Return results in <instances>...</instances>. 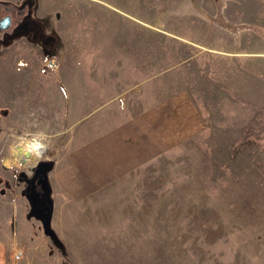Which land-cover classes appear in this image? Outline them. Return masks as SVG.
Listing matches in <instances>:
<instances>
[{"label": "rangeland", "instance_id": "obj_1", "mask_svg": "<svg viewBox=\"0 0 264 264\" xmlns=\"http://www.w3.org/2000/svg\"><path fill=\"white\" fill-rule=\"evenodd\" d=\"M5 15L0 264H264V0H0ZM25 56L46 68L27 129ZM25 134L44 149L21 163Z\"/></svg>", "mask_w": 264, "mask_h": 264}, {"label": "crops", "instance_id": "obj_2", "mask_svg": "<svg viewBox=\"0 0 264 264\" xmlns=\"http://www.w3.org/2000/svg\"><path fill=\"white\" fill-rule=\"evenodd\" d=\"M24 38H25L24 36L18 37L9 46L5 47L2 50H5L6 48H11L12 53H10V55L12 54V55L19 56L22 53L20 45L24 44V40L26 39V38L25 39ZM17 42H19V45L18 46H16ZM28 42L30 44L34 45V46H37L38 49L39 48L42 49V46L40 44H38L37 42L30 41V40ZM25 46H27V45H25ZM25 57H26V60L24 58L22 64H20V65H22V67H23L25 65V62H26V66L23 67V70L22 71L21 70L18 71L17 69H15V71L17 70L16 71L17 74H16V72H14L13 75H11L12 78H11L10 81H15L14 82L15 84L13 85V87H14L13 90H15L17 88L16 93L19 94V98H21V100L17 103L16 107H17V110L19 112H21V113L24 112L23 115H24L25 122H24V124H22L21 122H19V123L24 127V129H27L31 125V123H32L31 118H33V119L43 118V116H42L41 113H40L41 116H38V117L35 118V113L34 112L32 113V115H30L31 112L28 110L30 108L23 107V105L25 106L28 103H31V104H29V107H31V108L33 107L32 106V102H34V101H27V100L29 98V95H31V93H33V90H32V88H33V86H32L33 81L32 80H38L40 78V75L38 73L35 74V72H34L33 69H37V72H38V71H41L42 69H46V68L42 67L43 66V63H41V60L40 59L29 60L28 59V56H25ZM1 60H2L3 64H6L8 60H9V62H11L12 60H14L12 62H18L19 59H17L16 57L15 58H9V59L8 58L7 59L6 58H3L2 59L0 57V61ZM18 66L19 65L16 63L15 64V67L18 68ZM56 79H57V76H56ZM50 81L51 82L52 81L53 82H56L55 78L52 77V75H51V80ZM115 96H117V95H115ZM112 98H113V95H112ZM64 100H65V98H64ZM63 103L65 104L64 101H62V103H60V110H59V108H57V111L56 112H53L55 118H57V120H58V123L65 121L66 116H67L68 120H74V117H75V114L74 115L72 114L73 115V118H72L70 114H66L65 113V108H64ZM53 106L55 108V106L58 107L59 104L58 103H55L54 104V101H53ZM54 108L51 109V110H49V111H53ZM142 121L143 120L141 119V123H142ZM128 122H130V121H128ZM133 124H135V122H133ZM130 125H131V123L122 122V123L118 124L115 129H120V130L126 129L127 130L128 127H131ZM138 125H139V123H138ZM131 129H134L135 130V129H138V128H130V130ZM110 130H112V128ZM136 131H138V130H136ZM120 134H121L120 136H122V137H125L126 136V132H120ZM20 138H22L23 140H25V141H23V145H24V142H26L27 140H30V138L29 139L27 138V135L26 134L25 135H20ZM118 144H121V142L119 141ZM24 148H25V145H24ZM23 152L24 153L20 156V158L25 155V151H23ZM30 156L31 155H28L27 156L28 160H29Z\"/></svg>", "mask_w": 264, "mask_h": 264}, {"label": "bare ground", "instance_id": "obj_3", "mask_svg": "<svg viewBox=\"0 0 264 264\" xmlns=\"http://www.w3.org/2000/svg\"><path fill=\"white\" fill-rule=\"evenodd\" d=\"M37 135V134H36ZM25 141V140H24ZM23 142V141H22ZM25 145V155L22 156L21 158H18V161L21 163H26L28 158V155H33L37 156L38 154L41 153V151L44 149V145L41 143V141H34L31 144H29L27 141L24 142ZM24 147V146H23ZM21 148V147H20ZM23 150V149H22ZM33 150V152H32ZM23 154V153H21ZM23 161V162H22Z\"/></svg>", "mask_w": 264, "mask_h": 264}, {"label": "water", "instance_id": "obj_4", "mask_svg": "<svg viewBox=\"0 0 264 264\" xmlns=\"http://www.w3.org/2000/svg\"><path fill=\"white\" fill-rule=\"evenodd\" d=\"M10 25H11L10 15H5L0 18V29L5 30L9 28ZM47 211H48V207H45V212L43 213V217H42L44 224H46L49 221V213Z\"/></svg>", "mask_w": 264, "mask_h": 264}, {"label": "trees", "instance_id": "obj_5", "mask_svg": "<svg viewBox=\"0 0 264 264\" xmlns=\"http://www.w3.org/2000/svg\"><path fill=\"white\" fill-rule=\"evenodd\" d=\"M45 167H46V164L45 163H42L41 166H40V169L41 170H44ZM39 178H40V174H39ZM39 178L37 177V180H35L36 181V186L42 187V185H41V179H39ZM28 198L33 203L34 200H33V197H32V193L30 191H28Z\"/></svg>", "mask_w": 264, "mask_h": 264}, {"label": "built area", "instance_id": "obj_6", "mask_svg": "<svg viewBox=\"0 0 264 264\" xmlns=\"http://www.w3.org/2000/svg\"><path fill=\"white\" fill-rule=\"evenodd\" d=\"M21 251L20 250H18L15 254H14V256L15 257H17V258H19L20 256H21Z\"/></svg>", "mask_w": 264, "mask_h": 264}]
</instances>
